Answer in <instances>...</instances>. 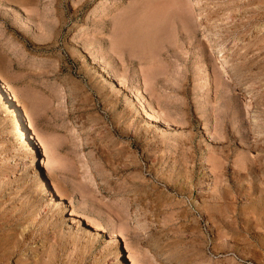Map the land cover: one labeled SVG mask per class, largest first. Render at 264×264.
Returning <instances> with one entry per match:
<instances>
[{
	"label": "rangeland",
	"instance_id": "374dc122",
	"mask_svg": "<svg viewBox=\"0 0 264 264\" xmlns=\"http://www.w3.org/2000/svg\"><path fill=\"white\" fill-rule=\"evenodd\" d=\"M0 87V264H264V0H0Z\"/></svg>",
	"mask_w": 264,
	"mask_h": 264
},
{
	"label": "bare ground",
	"instance_id": "6f19581e",
	"mask_svg": "<svg viewBox=\"0 0 264 264\" xmlns=\"http://www.w3.org/2000/svg\"><path fill=\"white\" fill-rule=\"evenodd\" d=\"M156 11V10H155ZM154 12V11H153ZM155 17V16H154ZM163 17V16H162ZM153 18V17H152ZM160 19V18H159ZM161 20V19H160ZM182 20V19H181ZM156 21V20H155ZM158 21V20H157ZM159 23V22H158ZM157 24V23H156ZM154 30H156V29H154ZM125 31V30H124ZM144 32V31H143ZM4 89V88H3ZM2 89V87H0V96L1 97H3L4 96V90ZM5 91H7L8 92V90L5 88ZM9 93V92H8ZM9 95H10V97H11V94L9 93ZM14 97V96H13ZM13 97L11 98V101H13V102H15V103H13L12 105H13V109H14V111L16 112L17 111V107H19V104H18V102H17V100L14 98L13 99ZM13 99V100H12ZM21 110V109H20ZM24 110V109H23ZM22 110V111H23ZM152 115V114H151ZM155 118V117H154ZM158 118V117H157ZM23 119V118H22ZM21 125V130H24V134L26 135V137L28 138V141L30 142V144H31V142H32V140H35L34 139V136H33V133L32 134H30V133H27V131H26V129L27 128H23L24 126H23V123H22V121H21V123H20ZM32 146H31V149H32V151H33V158L35 157V155H36V147H34L33 146V144H31ZM120 251V250H119ZM124 258H121L120 259V263L119 264H125L124 263V260H123Z\"/></svg>",
	"mask_w": 264,
	"mask_h": 264
}]
</instances>
